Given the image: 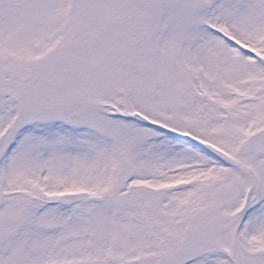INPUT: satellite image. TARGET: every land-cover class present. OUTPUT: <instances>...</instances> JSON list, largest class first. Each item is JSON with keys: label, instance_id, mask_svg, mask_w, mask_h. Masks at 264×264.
<instances>
[{"label": "snow or ice", "instance_id": "1", "mask_svg": "<svg viewBox=\"0 0 264 264\" xmlns=\"http://www.w3.org/2000/svg\"><path fill=\"white\" fill-rule=\"evenodd\" d=\"M0 264H264V0H0Z\"/></svg>", "mask_w": 264, "mask_h": 264}]
</instances>
